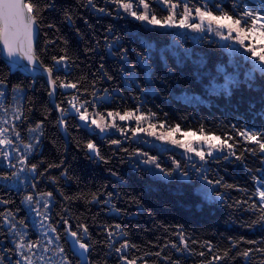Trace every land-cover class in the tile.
I'll return each mask as SVG.
<instances>
[{"label": "snow or ice", "instance_id": "obj_1", "mask_svg": "<svg viewBox=\"0 0 264 264\" xmlns=\"http://www.w3.org/2000/svg\"><path fill=\"white\" fill-rule=\"evenodd\" d=\"M92 17L128 19L139 31L121 32L112 23L100 31ZM64 28L82 48L70 47ZM173 30L210 50L182 49ZM221 50L230 61L221 59ZM0 56V264H183L190 257L198 264H264V0H0ZM17 72L28 86L13 81ZM38 78L48 97L40 117L28 95ZM184 80L239 118L216 133L203 124L182 128L169 113L145 108V97L171 94L173 81ZM125 93L135 106L108 107ZM72 128L83 133L74 137L77 150L106 166L117 184L80 187L82 177L67 161V139L61 144L49 135L55 130L66 138ZM96 137L107 141L106 151ZM46 140L55 149L47 157ZM157 142L171 152L167 162L152 153ZM249 157L260 161L255 170ZM115 161L141 180L179 182L247 215L240 227L259 236L230 235L221 246L176 225L138 244L121 220L136 214L132 207L145 210L143 192L117 191L127 182ZM213 162L243 166L251 187L228 183ZM232 192L241 195L229 203Z\"/></svg>", "mask_w": 264, "mask_h": 264}, {"label": "trees", "instance_id": "obj_2", "mask_svg": "<svg viewBox=\"0 0 264 264\" xmlns=\"http://www.w3.org/2000/svg\"><path fill=\"white\" fill-rule=\"evenodd\" d=\"M70 4H75L77 0H67ZM91 22L96 25L97 29L102 31L103 27L109 23H112L117 30L125 33L137 32L139 27L136 22L125 20H113L109 17L103 19H96L92 17ZM179 32V35L175 36V40L180 41L182 49H189L195 51L197 54H202L203 51L210 50L206 43H202L198 38L193 39L192 35L185 36L183 32ZM62 34L66 35L69 40L71 48L83 47V42L74 34L69 28L62 29ZM44 37L37 41L38 47L43 46ZM207 40V37H205ZM161 43L163 39L161 38ZM169 44L173 43V38H168ZM51 51V50H50ZM0 59L1 56H0ZM221 59L230 61L231 57L226 50H221ZM80 60H84L81 56ZM93 70H95L93 68ZM74 72L73 75H77ZM13 81L24 80L26 86L29 85V80L25 79L21 73H15L12 76ZM189 81L184 80L180 83L173 81L170 93L164 91L161 95H150L145 97V108H151L153 110H162L169 113V119L173 122L179 121L182 128L191 127L193 130L198 129L201 124L206 129L219 133L222 130V126L225 124L235 123L236 120L233 117H237V113L225 109L223 106L215 103H208L205 96L202 94L203 90L195 85L191 88L188 87ZM29 97L33 99L36 107L35 116L40 117L42 109L47 105L48 97L45 90V85L41 79H37L35 88L29 91ZM59 99V97H57ZM136 101L132 100L127 93L124 94L123 100L120 97H116L113 101L109 102L108 107L123 108L133 107ZM159 106V109H157ZM249 115V119H251ZM243 123V119H241ZM253 122L258 123V120ZM49 135H54L60 139L61 144L67 139V152L66 157L71 169L82 177L80 187H84L87 184L88 188L95 190V187L102 183H109V185L117 184L114 178H110L105 171L103 164H94L85 159L83 152L78 151L76 148V140L74 137L82 136L83 133H78L75 128L71 129V135L64 137L62 132L50 131ZM118 135V134H117ZM96 142L103 146L102 150L106 151L108 148L107 141L96 137ZM148 146H145L147 150ZM45 156L49 154H55V149L46 140L43 146ZM160 152L161 158L167 162V157L171 152H164L161 147L155 146L152 149V153L156 154ZM259 159L248 158V167L255 170L259 166ZM114 166L117 167L122 173V181L127 182V186L117 187V191L128 192L139 195L143 192V203L145 210L136 212L135 207L131 208V211L136 213L133 216H126L122 218L121 222L132 233L131 238L138 244H143L149 240H155L158 236L164 233V228L168 227L174 230L176 225H183L185 233L191 234L195 238L200 239H212L213 242L219 243L224 246L228 236L243 234L248 238H257L259 233L252 235L248 230L240 227V223L243 220H247V215H242L234 209L223 207L212 200H204L199 195H194L181 187L179 182H172L166 185L151 184V182L145 178L139 179V175L129 166L120 165L118 161L114 162ZM211 167L219 172L220 175H224L228 183H237L241 186L247 184L251 187V179L243 166H235L232 164H221L217 166L215 162ZM41 189L46 188V184L40 185ZM50 188V186H47ZM72 191L77 190L75 184L71 185ZM240 193L232 192L231 196L226 197L228 202L240 198ZM18 199V198H17ZM121 206H124L123 203ZM58 210V207L57 209ZM80 210L83 211V206H80ZM96 209L93 208V212ZM152 212L150 217L147 213ZM120 219V218H117ZM170 234V233H169ZM198 257H190L183 261V264H198Z\"/></svg>", "mask_w": 264, "mask_h": 264}, {"label": "rangeland", "instance_id": "obj_3", "mask_svg": "<svg viewBox=\"0 0 264 264\" xmlns=\"http://www.w3.org/2000/svg\"><path fill=\"white\" fill-rule=\"evenodd\" d=\"M178 31L183 32L182 30H178ZM117 134H118V133H117ZM156 146H157V147H158V146L161 147L160 144H159L158 142H157ZM167 147H170V146H167ZM176 151H177V154H178L180 150H176Z\"/></svg>", "mask_w": 264, "mask_h": 264}, {"label": "water", "instance_id": "obj_4", "mask_svg": "<svg viewBox=\"0 0 264 264\" xmlns=\"http://www.w3.org/2000/svg\"><path fill=\"white\" fill-rule=\"evenodd\" d=\"M1 58L3 59V57L1 56Z\"/></svg>", "mask_w": 264, "mask_h": 264}]
</instances>
